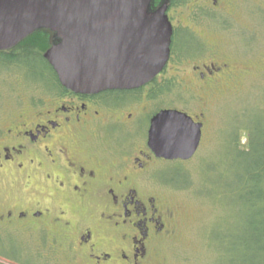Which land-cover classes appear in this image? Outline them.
Returning a JSON list of instances; mask_svg holds the SVG:
<instances>
[{"label":"flooded vegetation","instance_id":"flooded-vegetation-1","mask_svg":"<svg viewBox=\"0 0 264 264\" xmlns=\"http://www.w3.org/2000/svg\"><path fill=\"white\" fill-rule=\"evenodd\" d=\"M183 1L150 3L152 13L168 4L173 34L170 58L149 82L98 93L47 83L44 99L0 127V182L12 184L0 190L5 264H169L173 213L153 176L160 163L181 159L159 157L150 148L152 121L163 110L187 113L203 124L201 145L206 111L185 110L183 96L204 103L264 73L215 50L202 60L196 8L206 5L197 2L182 14L176 7ZM209 4L221 8V0ZM40 32L49 47L59 41L52 31Z\"/></svg>","mask_w":264,"mask_h":264},{"label":"rangeland","instance_id":"rangeland-1","mask_svg":"<svg viewBox=\"0 0 264 264\" xmlns=\"http://www.w3.org/2000/svg\"><path fill=\"white\" fill-rule=\"evenodd\" d=\"M183 2L176 7L182 14L197 2L206 5L196 8L202 60L215 50L257 71L264 68V0H221L216 11L209 0ZM49 89L22 65H0V127ZM183 101L187 111L205 109L206 124L191 160L162 162L153 176L173 213L169 264H264V73L247 78L236 92L204 103L185 94ZM11 185L3 180L0 190Z\"/></svg>","mask_w":264,"mask_h":264},{"label":"water","instance_id":"water-1","mask_svg":"<svg viewBox=\"0 0 264 264\" xmlns=\"http://www.w3.org/2000/svg\"><path fill=\"white\" fill-rule=\"evenodd\" d=\"M152 0H0V50L39 30L59 41L44 57L60 83L80 93L138 88L159 74L171 53L168 4ZM202 123L163 110L152 121L149 146L168 160H189L202 139Z\"/></svg>","mask_w":264,"mask_h":264},{"label":"trees","instance_id":"trees-1","mask_svg":"<svg viewBox=\"0 0 264 264\" xmlns=\"http://www.w3.org/2000/svg\"><path fill=\"white\" fill-rule=\"evenodd\" d=\"M177 0H172L174 4ZM42 30L36 31L10 53L0 51V65L10 66L20 64L24 66L27 76L33 80L43 83L59 82L56 72L44 57L45 51L51 45L49 37L45 36ZM60 83V82H59ZM256 175V173L252 174Z\"/></svg>","mask_w":264,"mask_h":264}]
</instances>
